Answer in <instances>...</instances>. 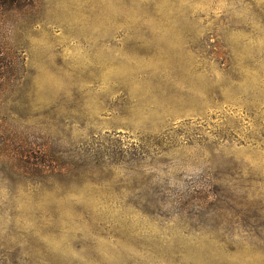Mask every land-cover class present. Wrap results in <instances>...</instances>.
Segmentation results:
<instances>
[{
	"label": "rangeland",
	"instance_id": "374dc122",
	"mask_svg": "<svg viewBox=\"0 0 264 264\" xmlns=\"http://www.w3.org/2000/svg\"><path fill=\"white\" fill-rule=\"evenodd\" d=\"M0 264H264V0H0Z\"/></svg>",
	"mask_w": 264,
	"mask_h": 264
}]
</instances>
